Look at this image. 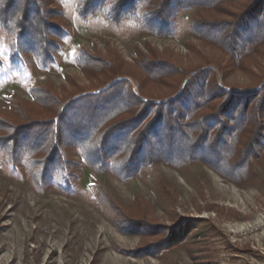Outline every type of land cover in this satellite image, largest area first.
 <instances>
[{
  "label": "rangeland",
  "instance_id": "1",
  "mask_svg": "<svg viewBox=\"0 0 264 264\" xmlns=\"http://www.w3.org/2000/svg\"><path fill=\"white\" fill-rule=\"evenodd\" d=\"M241 6L227 8L237 12ZM76 7L77 0H64L56 9L53 23L67 36L53 38L61 52L47 69L34 58L28 67L24 62L13 66L9 36L0 33V137L32 122H47L67 101L112 81L101 66L81 68L77 58L82 53L113 61L120 75L129 74L132 85L140 87V95L155 100L175 94L184 77L150 81L137 68L141 57L170 60L185 71L223 65L224 84L245 90L264 77V49L238 69L192 35L196 8L177 12L171 33L159 36L132 20L118 25L100 16L81 20ZM34 88L55 101L40 105ZM65 153L77 164L70 165L68 192L57 185L60 175L56 182L41 180L33 160L46 153L34 159L17 152L13 160L0 149V264H264V158L251 164L252 178L237 185L204 162L177 168L158 158L124 177L110 168L95 170L74 147ZM136 202L149 207L150 220L133 211ZM189 223L194 229L185 237ZM174 235L177 241L171 245Z\"/></svg>",
  "mask_w": 264,
  "mask_h": 264
},
{
  "label": "trees",
  "instance_id": "2",
  "mask_svg": "<svg viewBox=\"0 0 264 264\" xmlns=\"http://www.w3.org/2000/svg\"><path fill=\"white\" fill-rule=\"evenodd\" d=\"M63 1L0 0V33L9 36L13 66L24 62L28 67L31 58L41 69L55 64L56 54L61 52L55 40L67 36L53 23ZM236 3L242 4L237 12L227 8ZM184 8L198 10L191 22L192 35L225 55L236 68L264 49V0H77L75 11L84 21L97 16L112 25L132 20L165 36L172 31L176 13ZM79 57L81 68L101 66L113 76L112 81L67 101L49 121L32 122L12 129L10 136L0 137V149L13 160L17 152L34 159L37 154H47L42 160H33L43 182H56L60 175L56 184L68 192L70 165H77L66 156V149L71 147L78 149L95 170L110 168L124 177L162 158L177 168L204 162L237 185L252 178L251 164L264 158V77L245 90L224 84L227 68L223 65L185 71L170 60L158 63L141 57L137 68L150 81L159 76L184 77L183 86L175 94L155 100L140 95V87L132 85L129 74L120 75L113 61L87 53ZM39 91L33 89V98L40 105L55 101ZM135 205L133 211L151 219L148 206L140 202ZM186 228L188 237V230L194 226L189 223ZM172 237L174 245L177 237ZM136 253L131 255H143Z\"/></svg>",
  "mask_w": 264,
  "mask_h": 264
}]
</instances>
